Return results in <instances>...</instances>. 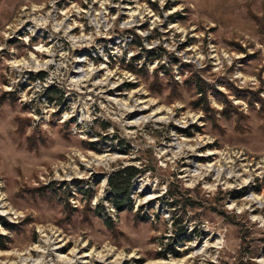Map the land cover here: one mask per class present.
<instances>
[{
    "label": "rangeland",
    "instance_id": "obj_1",
    "mask_svg": "<svg viewBox=\"0 0 264 264\" xmlns=\"http://www.w3.org/2000/svg\"><path fill=\"white\" fill-rule=\"evenodd\" d=\"M0 236V264H262L264 0H0Z\"/></svg>",
    "mask_w": 264,
    "mask_h": 264
},
{
    "label": "trees",
    "instance_id": "obj_2",
    "mask_svg": "<svg viewBox=\"0 0 264 264\" xmlns=\"http://www.w3.org/2000/svg\"><path fill=\"white\" fill-rule=\"evenodd\" d=\"M251 17L254 19H257V16L250 11ZM37 78L43 79L44 75L38 74L36 75ZM35 78V77H32ZM157 80V78L155 77ZM198 93L200 95H203L204 88L200 87L198 89ZM50 100L53 101H59L60 96H51L49 93ZM144 170L137 168L136 166L130 164V165H120L116 168L112 169L111 172H109L107 181H108V192L110 195V201L112 206L118 210H130L133 208V199L131 197V188L133 184L134 178L140 174L143 173ZM109 228H113V224L109 221L106 222ZM2 238V236H0ZM1 247H5L4 244H1Z\"/></svg>",
    "mask_w": 264,
    "mask_h": 264
},
{
    "label": "bare ground",
    "instance_id": "obj_3",
    "mask_svg": "<svg viewBox=\"0 0 264 264\" xmlns=\"http://www.w3.org/2000/svg\"><path fill=\"white\" fill-rule=\"evenodd\" d=\"M133 108V107H132ZM128 112H129V114H133L134 112H136V111H138V108H134V109H130V110H127ZM53 241L51 240V239H48L47 241H45V243H46V245H48L47 246V248H46V250H45V248H44V251H42L43 253H47L49 250L51 251V249H50V245H51V243H52ZM44 243V244H45ZM61 247V245H59V246H56V247H54V248H52V249H54V250H57L58 248H60ZM43 248V247H42ZM23 254V253H22ZM26 254V253H25ZM26 255H29V253H27ZM26 255H21V258L19 259L20 261L19 262H17V263H8V264H47L48 262L46 261V258H45V256L43 255L40 259H39V261H37V260H32V258H29V256H26ZM89 254H85V255H83V256H88ZM57 256H59V255H57ZM105 258V257H104ZM70 261V263H72L73 261L72 260H69ZM258 262H262V264H264V260H258ZM5 263V262H4ZM103 263H105V262H103Z\"/></svg>",
    "mask_w": 264,
    "mask_h": 264
}]
</instances>
